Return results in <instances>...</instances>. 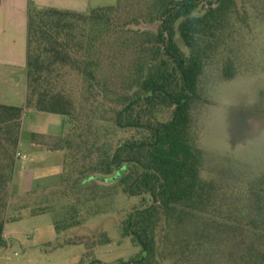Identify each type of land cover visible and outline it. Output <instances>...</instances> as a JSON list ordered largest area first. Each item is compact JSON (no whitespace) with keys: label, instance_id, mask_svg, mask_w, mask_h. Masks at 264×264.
<instances>
[{"label":"trees","instance_id":"trees-1","mask_svg":"<svg viewBox=\"0 0 264 264\" xmlns=\"http://www.w3.org/2000/svg\"><path fill=\"white\" fill-rule=\"evenodd\" d=\"M255 16L264 0H119L88 13L31 6L26 104L0 105V245L22 120L36 111L64 116L67 128L33 135L64 153V169L59 184L20 199L31 216L61 211L55 227L68 231L118 194L141 197L121 229L142 252L117 264H264V173L243 188L204 178L194 118L208 69L238 74L236 36Z\"/></svg>","mask_w":264,"mask_h":264},{"label":"rangeland","instance_id":"rangeland-1","mask_svg":"<svg viewBox=\"0 0 264 264\" xmlns=\"http://www.w3.org/2000/svg\"><path fill=\"white\" fill-rule=\"evenodd\" d=\"M118 2L91 0V8L112 7ZM158 24H141L135 28L156 30ZM233 56L239 71L232 79H222L216 67L208 69L203 80V102L196 104L194 118L203 154L204 178L243 188L264 173V17H253L249 28L236 36ZM38 115L24 116L26 134L31 130L59 135L65 132L64 116ZM35 117L47 118L45 121ZM20 162L35 166L34 179H54L63 168L64 158L61 154L44 158L30 155ZM150 202L151 198H143L144 205ZM22 203L20 200L9 202L6 243L0 245L2 264H90L93 261L117 264L128 262L142 252L121 229L127 215L142 208L141 197L118 194L105 213L96 214L82 226L68 231H58L55 227V222L63 219L61 211L31 216ZM103 236L109 243L93 248L85 243H67L70 239L92 243Z\"/></svg>","mask_w":264,"mask_h":264},{"label":"crops","instance_id":"crops-1","mask_svg":"<svg viewBox=\"0 0 264 264\" xmlns=\"http://www.w3.org/2000/svg\"><path fill=\"white\" fill-rule=\"evenodd\" d=\"M31 6L39 8L52 7L61 10H71L88 13L93 10L91 0H1L0 4V105L24 107L27 96V46H28V13ZM37 113L38 116L49 113L29 111L28 116ZM56 115V114H55ZM28 118V117H27ZM41 118L46 121L47 117ZM25 118L22 120L20 140L17 152L37 155L44 158L50 154L64 153L47 151L45 147L33 141V135L59 137L61 135L46 132V130L24 131ZM17 158L11 185L10 201L20 200L33 191L57 185L62 180L64 164L61 172L54 179L50 177L34 179V165L21 163ZM4 229L6 241L7 227ZM0 264H2L0 262Z\"/></svg>","mask_w":264,"mask_h":264},{"label":"built area","instance_id":"built-area-1","mask_svg":"<svg viewBox=\"0 0 264 264\" xmlns=\"http://www.w3.org/2000/svg\"><path fill=\"white\" fill-rule=\"evenodd\" d=\"M16 157H17V158L27 159V158H28V155H23V154L17 152Z\"/></svg>","mask_w":264,"mask_h":264}]
</instances>
